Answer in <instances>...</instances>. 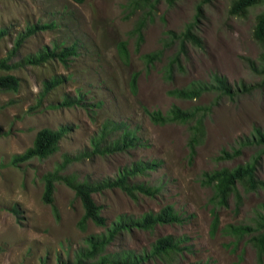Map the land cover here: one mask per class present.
<instances>
[{"label":"rangeland","instance_id":"1","mask_svg":"<svg viewBox=\"0 0 264 264\" xmlns=\"http://www.w3.org/2000/svg\"><path fill=\"white\" fill-rule=\"evenodd\" d=\"M231 1L176 0L169 4L158 0L137 46L131 30L143 13L132 11L129 0H0V29L6 30L0 39V58L6 56L16 36L28 25H53L26 37L8 63L44 47L75 44V54L66 65L54 59L22 65L8 71L18 78L17 91L0 90V264H73L75 253L87 249L88 236L105 234L120 217L134 220L165 205L180 214L181 223L155 225L150 230L131 226L117 232L103 253L109 259L123 252L140 255L149 251L156 238L171 235L183 238L180 246L187 247L179 256L171 260L146 258L137 264H264V256L259 257L250 242L254 222L263 210L264 189L245 192L238 186L240 205L236 207V199L229 197L226 206L218 207V225L212 232L208 202L211 191L200 184L203 172L249 163L258 153L255 174L264 181V151L253 139L255 128L264 132V87L240 91L233 98H217L209 92L198 99L181 100L168 94L193 81H209L212 72L225 77L234 89L259 82L260 77L250 70L244 57L258 64L260 47L252 37V29L264 2L251 7L244 16H234L228 14ZM197 5L200 14L195 20ZM193 21L202 46L187 42L186 53L179 55L181 68L167 75L164 67L178 48V41L170 40L167 31L181 33ZM123 40L128 52L126 61L117 50L118 42ZM155 50H161L160 58L145 65L141 56ZM132 73H137L135 92L129 87ZM51 77H58L59 85L38 101L42 82ZM64 97L76 102L72 106L59 105ZM210 103V113L204 118V138L190 159L187 126L155 124L144 111L165 113L171 105L189 108ZM104 125L105 141L127 129L135 137L136 146L82 156L61 172L77 180L96 182L111 179L120 168L138 161L152 162L153 169L129 180L155 185L159 190L154 196L137 192L136 198L119 188L96 192L92 198L100 206L104 225L87 220L80 229L77 222L83 210L74 192L64 183L55 184L56 217L41 198V178L64 154L76 156L90 151L91 137L98 135ZM60 126L67 127V131L54 153L42 160L10 164L14 154L32 144L39 129ZM234 148L240 150L235 158H217L222 149L230 152ZM12 208H16L17 215ZM228 225L251 229L238 237L227 233Z\"/></svg>","mask_w":264,"mask_h":264},{"label":"trees","instance_id":"2","mask_svg":"<svg viewBox=\"0 0 264 264\" xmlns=\"http://www.w3.org/2000/svg\"><path fill=\"white\" fill-rule=\"evenodd\" d=\"M77 3H82L84 0H73ZM158 0H129L128 5L131 10H140L143 16L137 20V24L131 30V33L136 35V44H140L142 40V29L145 21L152 18V9L154 2ZM167 3L172 4L176 0H165ZM207 2L209 0H203ZM264 0H232L229 4L228 14L234 16H244L248 10ZM200 14V5H197L195 12V20ZM194 21L188 23L181 33L168 32L170 40L178 41V48L176 53L167 61L164 69L167 75L171 74L172 69L181 68L180 54L186 53L185 44L188 42L195 47L202 46V40L196 34L194 29ZM51 23L46 24H32L28 25L25 32L16 36L13 41L12 48L7 52L6 56L0 58V70L4 73L0 74V90L8 92H16L19 87L18 78L9 74L8 71L18 68L26 64L38 65L48 60H58L61 64L66 65L69 61V57L75 54V44H70L64 47L52 46L51 48L44 47L34 54H27L22 59L8 63V60L17 52L19 46L23 40L34 34L36 30L47 29L52 27ZM6 34L5 29H0V39ZM252 37L260 47L258 56V64H255L249 58L244 57L247 66L251 71L256 73L260 80L258 83L250 86L241 85L240 88H233L223 77L216 72L210 74L209 81H193L189 85L181 88H173L168 91V94L181 100L198 99L205 93L212 92L215 97L220 96L233 98L235 94L239 95L241 91H250L254 88L264 87V8L260 10L255 16V22L252 29ZM117 50L120 58L126 61L128 52L125 47V41H120L117 44ZM161 50H155L149 53H145L141 56L145 65H151L154 61L160 58ZM136 75L132 73L129 78V87L132 92L136 91ZM58 77H51L42 82V88L38 101L54 87L60 83ZM76 101L64 97L59 105L72 106ZM214 102V101H213ZM211 102V103H213ZM211 103L208 105H198L189 108H180L177 105H171L165 113L159 110H147L144 108L145 113L149 119L159 125H165L168 123H178L187 126L188 138L186 146L188 148V157L193 158L196 152V148L201 144L204 134V118L210 113ZM106 125L103 126L102 131L98 135H93L90 139V151H84L80 155L69 156L64 154L62 160L57 163L54 168L42 175L43 190L41 198L44 203L50 205L52 212L56 217L55 206H53V193L55 191V184L60 182L64 183L70 188L74 195L79 199L82 207V215L77 222L80 229H83L85 222L90 220L96 226H103L105 219L100 213V206L97 205L92 194L96 192H102L105 189L119 188L132 198H136L137 192L144 193L148 196H154L159 190L158 186H150L145 183H132L130 178L135 175L145 173L154 168L155 163L138 161L132 164L130 167H123L117 171V174L113 178H107L100 181L89 182L86 180H77L74 175L63 174L61 171L73 160L83 158L82 156H91L94 154L105 155L107 153L121 152L130 147L136 146L135 137H133L129 130L122 129L120 135L110 141H105ZM67 127L60 126L56 129L41 128L39 129L33 138L32 144L27 147L23 152L14 154L11 158L10 164L18 165L19 163L26 162L30 159L42 160L54 153L58 148V142L66 134ZM254 142L257 145H261L264 151V132L255 128L254 130ZM240 154L239 148H234L230 152L224 149L221 150L218 155L219 160L233 159ZM260 156H254L253 161L241 165H237L234 168L221 167L212 171L203 172L200 179V184L210 188L211 195L208 199L210 203L211 211V231H215L218 225V215L216 209L218 207L226 206L229 197L236 199V207L240 205V197L238 186L245 192L256 191L258 189H264V181L256 177V160ZM263 210L258 213L257 219L254 222L255 232L250 238V242L254 245L257 255L264 256V204H262ZM12 212L17 215L16 208H12ZM182 218L171 205H165L159 208L157 212H146L134 220L120 217L116 220V224H112L107 228L105 234L98 236H88L85 240L87 243V249L83 253L76 252L73 264H137L146 258L153 259H165L171 260L174 256H179L186 246H180L183 238H175L171 235H164L158 237L151 244L149 251L141 253L140 255H133L132 253L123 252L118 255L109 257L105 255L104 248L113 238V236L121 230H129L131 226H134L142 230H150L155 225L181 223ZM251 227L248 226H235L228 225L227 233L241 236L245 234ZM226 233L225 229H222ZM86 259H92L91 262L86 263Z\"/></svg>","mask_w":264,"mask_h":264}]
</instances>
